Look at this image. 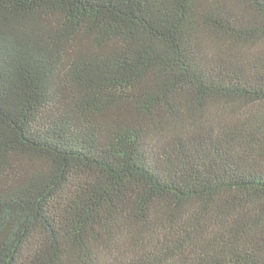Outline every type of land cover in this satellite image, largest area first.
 I'll list each match as a JSON object with an SVG mask.
<instances>
[{"label": "trees", "instance_id": "obj_1", "mask_svg": "<svg viewBox=\"0 0 264 264\" xmlns=\"http://www.w3.org/2000/svg\"><path fill=\"white\" fill-rule=\"evenodd\" d=\"M0 264H264V0H0Z\"/></svg>", "mask_w": 264, "mask_h": 264}]
</instances>
